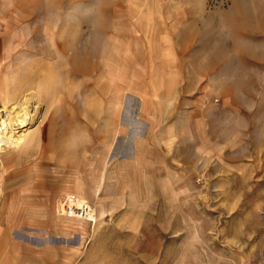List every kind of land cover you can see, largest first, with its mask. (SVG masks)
<instances>
[{
    "label": "rangeland",
    "instance_id": "1",
    "mask_svg": "<svg viewBox=\"0 0 264 264\" xmlns=\"http://www.w3.org/2000/svg\"><path fill=\"white\" fill-rule=\"evenodd\" d=\"M2 120L0 264H264V0H0Z\"/></svg>",
    "mask_w": 264,
    "mask_h": 264
},
{
    "label": "crops",
    "instance_id": "2",
    "mask_svg": "<svg viewBox=\"0 0 264 264\" xmlns=\"http://www.w3.org/2000/svg\"><path fill=\"white\" fill-rule=\"evenodd\" d=\"M93 212L95 214V210ZM79 243H83V235H80ZM82 246H79V251L75 250L76 247L73 249L72 246L69 248L65 246L56 247L50 244L46 247L45 243L42 246L32 245L30 250L28 246H23V252L11 256L1 255V262L2 264H83Z\"/></svg>",
    "mask_w": 264,
    "mask_h": 264
},
{
    "label": "bare ground",
    "instance_id": "3",
    "mask_svg": "<svg viewBox=\"0 0 264 264\" xmlns=\"http://www.w3.org/2000/svg\"><path fill=\"white\" fill-rule=\"evenodd\" d=\"M24 86H25L24 87L25 90H28V89H30V86L31 85L30 84H27V85H24ZM31 95H32V97H28V94L25 93L24 96H26V97L25 98L24 97H21L22 99L24 98V100L22 102H20V100H19L18 101V105L12 107L13 109H15L17 111V113H16V116L15 117L14 116H11L10 117V123L11 124H12L13 121H19L20 124L21 123H24L26 121L27 116H25V114L28 113V108H29L27 106L28 104H26V103L30 102V99L33 98V97L35 99V96L37 94H31ZM54 95H53V97H54ZM8 116H9V114H8ZM28 117H29V115H28ZM7 125L8 124H7L6 120H2L0 122V152L6 150L7 148H10V147L19 145L20 143L23 142V137L20 136V137H17L16 138V137H14L13 133L11 135H9V133H8L9 131H7V130H9V129H7L8 128ZM11 128H14V126L11 127Z\"/></svg>",
    "mask_w": 264,
    "mask_h": 264
},
{
    "label": "built area",
    "instance_id": "4",
    "mask_svg": "<svg viewBox=\"0 0 264 264\" xmlns=\"http://www.w3.org/2000/svg\"><path fill=\"white\" fill-rule=\"evenodd\" d=\"M93 211L91 204L87 201L80 202L76 195H71L68 198L67 212L68 217L88 219L89 214Z\"/></svg>",
    "mask_w": 264,
    "mask_h": 264
}]
</instances>
